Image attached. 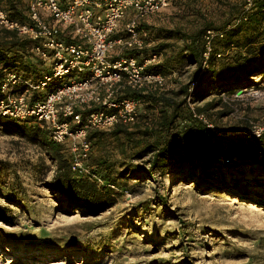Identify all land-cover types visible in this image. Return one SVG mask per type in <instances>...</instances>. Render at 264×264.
Wrapping results in <instances>:
<instances>
[{
	"label": "rangeland",
	"instance_id": "374dc122",
	"mask_svg": "<svg viewBox=\"0 0 264 264\" xmlns=\"http://www.w3.org/2000/svg\"><path fill=\"white\" fill-rule=\"evenodd\" d=\"M228 1L239 0L190 3L202 17L171 2L145 22L189 31L202 18L222 22ZM4 34L0 27V39ZM195 68L185 63L166 78L163 91L185 97L179 89ZM250 79L253 85L233 94L212 88L191 104L199 107L213 99L208 112L222 126L264 123V77ZM19 130L0 126V264H264L261 170L205 174L198 166L185 170L186 176L142 172L139 179L111 188L114 204L88 211L54 193L55 162ZM126 148L123 153L107 131L93 144L89 166L98 159L111 163L113 172L123 160L148 167L150 155L129 157ZM221 175L226 185L219 183Z\"/></svg>",
	"mask_w": 264,
	"mask_h": 264
},
{
	"label": "trees",
	"instance_id": "16d2710c",
	"mask_svg": "<svg viewBox=\"0 0 264 264\" xmlns=\"http://www.w3.org/2000/svg\"><path fill=\"white\" fill-rule=\"evenodd\" d=\"M194 1L170 0V3L183 10H193L190 3L194 4ZM0 3L11 18L26 20L27 0H0ZM224 8L226 17L222 22L202 18L189 31L179 26L165 28L154 27L145 21L140 23V28L148 34L147 38L157 41L142 53L161 54V60L148 65L145 70L163 75L165 82L163 85L150 84L142 89L121 87L115 99H138L137 120L130 124L117 123L108 133L121 143L123 153L127 152V146L130 147L129 157L150 155L146 169L139 163L123 160L120 168L113 172L111 163L96 159L90 165L92 172L103 180L99 184L71 170L67 147L51 139L47 125L34 118L20 120L0 115V126H17L22 129L19 130L21 133L40 144L56 165L51 184L54 193L71 205L88 211L102 210L114 204L116 198L110 184L124 186L129 178L142 177V172L150 176L155 172L174 171L186 176L185 170H195L201 166V172L205 174H209L210 170L230 173L233 169H245L249 173L252 169L261 170L264 177V133L247 136L241 132L239 127H248L249 121L237 126L218 124L208 112L215 103L213 99L199 107L192 108L190 105L212 88L233 94L253 85L252 76L264 77V0H252L250 5L246 0L228 1L224 3ZM193 12L203 16L202 11ZM207 30L216 33L209 43L205 39ZM4 31L0 39V81L5 71L12 67L26 76H41L51 71L45 60L35 53L32 39L18 36L11 30ZM125 54H134L141 61L138 51L126 50ZM114 57L112 54L111 58ZM185 63L195 64L196 68L189 81L179 89L185 97L177 99L163 89L166 78L175 71L180 72ZM52 86L49 85L47 90ZM175 94H178V90ZM96 108L92 105L79 110L91 111ZM198 115H203L206 121ZM208 123L212 127L207 126ZM105 133V130L92 129L87 138L93 145L100 142ZM218 178L220 184L228 183L222 175Z\"/></svg>",
	"mask_w": 264,
	"mask_h": 264
},
{
	"label": "built area",
	"instance_id": "2783aa9c",
	"mask_svg": "<svg viewBox=\"0 0 264 264\" xmlns=\"http://www.w3.org/2000/svg\"><path fill=\"white\" fill-rule=\"evenodd\" d=\"M246 1L250 5L252 0ZM27 5V18L21 21L11 18L0 3V27L32 39L35 53L51 71L26 76L16 68L7 69L0 81V115L34 118L47 125L51 139L67 147L71 170L101 184L88 164L93 150L88 132L137 120L138 99H115L121 87L164 84L163 75L145 70L158 63L161 54L142 53L152 41L140 23L169 6L170 0H27ZM215 34L206 31L207 43ZM126 50L141 53V61L126 55ZM49 85L53 86L47 90ZM92 105L97 108L79 110ZM198 117L206 121L203 115ZM239 129L247 136H260L264 123L251 122Z\"/></svg>",
	"mask_w": 264,
	"mask_h": 264
},
{
	"label": "bare ground",
	"instance_id": "6f19581e",
	"mask_svg": "<svg viewBox=\"0 0 264 264\" xmlns=\"http://www.w3.org/2000/svg\"><path fill=\"white\" fill-rule=\"evenodd\" d=\"M253 196H255V193H254V192H252V197H253Z\"/></svg>",
	"mask_w": 264,
	"mask_h": 264
}]
</instances>
